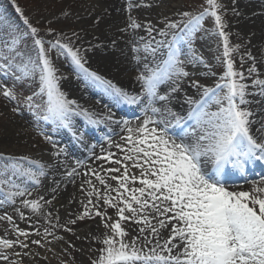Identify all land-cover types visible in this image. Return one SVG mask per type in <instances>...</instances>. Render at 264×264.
I'll return each mask as SVG.
<instances>
[{"label":"snow or ice","instance_id":"obj_1","mask_svg":"<svg viewBox=\"0 0 264 264\" xmlns=\"http://www.w3.org/2000/svg\"><path fill=\"white\" fill-rule=\"evenodd\" d=\"M150 6L145 0L139 3L127 0V25L120 29L127 32L143 27L149 35L147 41L139 38L145 53L154 56L159 48L167 49L166 58L151 66L145 63L136 75L139 92L129 93L90 70L81 49L75 47L71 39H79L78 33L73 32L69 37L62 31L48 28L41 35V30L16 7L25 29L10 28L9 38L0 48V73L5 79L12 76L17 82L28 81L29 86L35 82L38 86L21 101L15 86L10 88L0 80V95L16 105L11 109L13 112H19L22 103L37 122L67 129L78 141H83V132L75 128L77 116L84 117L91 126H121L120 134L109 128V134L103 137L109 147H101L100 155L92 153L95 145L89 147L95 161L100 163L96 167L89 166L83 173L85 178L78 189L81 199L75 201L73 195L69 200V204L77 202L81 210L69 212L68 215L75 218L69 219L67 224L98 218L97 234L89 233V236L101 247L90 249L97 253L95 258H90L91 264H264V171H254L258 164L264 166V116L257 121L260 110H252L249 105L253 101L248 99L254 95L264 98V78L258 70L257 57L251 49L241 54L244 45L230 43L231 34L226 30L228 24L224 19L228 9L221 0H205L197 11L178 13L179 20L165 18L164 27L159 29L151 21L141 25L131 15L133 8ZM231 11L239 15L235 6ZM208 17L214 22L212 29L204 28L203 22ZM154 31L164 39L151 38ZM199 31L220 37L222 52L216 59L224 71L212 87L196 80L191 82L201 95L198 100L186 97L189 105L186 115L168 107H156L157 101L166 102L171 93L179 91L180 82L190 75L185 63L205 65L209 68L205 75H215L192 47ZM26 37L32 39L35 57H24L16 51ZM115 43L114 40L113 46ZM181 45L188 48L187 60L181 59L184 54ZM131 50L137 53L140 49L133 44ZM52 51L56 52L57 59L68 61L77 78L103 88L118 104L138 108L142 121L136 117L137 123L133 126L127 119H114L110 110L97 118L96 113L69 99L61 89V81L67 76L60 74L54 65L49 55ZM17 57L22 62L18 63ZM133 59L139 62L141 58L134 55ZM165 82L171 87L161 95L159 88ZM210 104L216 105L215 111L209 110ZM257 122L260 127L253 133L252 126ZM113 135H119V139L114 140ZM44 139L53 145L55 158L66 155L67 149L58 147L50 136L45 135ZM0 159L9 161L0 168V195L3 196L0 207L17 205V199L23 198L14 211L21 221L28 222V229H23L12 215L7 212L0 215V221L8 222L16 237L8 238L9 229L0 236V262L22 264L19 258L29 255L23 250L29 248L27 241L32 235L63 239L55 236L49 227L41 233L33 216L43 217L51 228L62 227L68 232L73 229L59 223V209H54L59 181L53 180L54 187L45 193L49 199H45V195L29 199L32 191L42 186V178L47 175L45 169L51 165L27 156H5L4 153H0ZM21 161L36 167H24ZM80 164L78 161L77 165ZM80 175L75 168L66 173L69 178ZM233 176L240 178L239 185L229 183ZM22 177L32 182V190L17 183ZM71 182L75 184V179ZM243 184L250 187L236 190L243 189ZM50 208L55 215L48 210ZM21 209L29 210L31 215L26 216ZM109 209L113 210L111 215ZM31 243L44 246L40 239L31 240ZM17 247L20 252L14 251Z\"/></svg>","mask_w":264,"mask_h":264},{"label":"bare ground","instance_id":"obj_2","mask_svg":"<svg viewBox=\"0 0 264 264\" xmlns=\"http://www.w3.org/2000/svg\"><path fill=\"white\" fill-rule=\"evenodd\" d=\"M156 1L157 0H145V3L151 6L133 8L131 15L135 17L141 25L147 21H151L155 28H163L165 18L174 20L173 16L176 15V13H173L171 10H162L158 7ZM133 3H139V0H133ZM66 4V8L68 9L66 12L69 13L70 18H72L70 14L72 13V7L78 5L77 9L73 11L75 16L71 22L79 33V41H74L73 44L75 47L81 49L82 55L87 61L86 66L90 70L95 71L98 75L112 81L117 87L127 90L129 93L139 92L140 84L135 80L136 75L143 69L145 63L151 66L166 58L167 49L165 47L159 48L154 56L150 53H145L143 50V42H141L139 38L144 37L145 41H147L149 35L143 27L135 31L129 29L130 31L127 33L120 31V29L125 28L127 25V17L129 14L126 10L127 0H84L83 2L82 0H72L68 1ZM233 6L236 7L239 15H233L232 13L226 30L229 33L235 31L236 34H239L238 36L244 40L246 43L244 46L246 50L251 49L253 55L257 57V67L262 74L261 77L264 78V65L262 64V62H264V0H235V5L232 3L231 7ZM61 9V5H58L55 7L54 11H59ZM173 9L177 10L176 7H173ZM39 10L35 12L38 13ZM97 17H99V22H97ZM209 28H211V26L205 29ZM205 37L206 38L203 39V46L210 47L209 51L208 49H203L200 45L196 54L204 58L207 65L210 66L211 72H214L215 75H205V73L209 71V68L205 65L185 63V70L188 71L190 75L180 82L179 91L171 93L169 100L166 102L157 101L155 104L156 107H168L181 115H186L189 110L186 97H193L198 100L201 95L196 88L191 86V82L196 80L209 87H212L216 83L217 77L224 71L223 65L217 63L216 59L222 52V45L220 46V44H218L219 41L214 35H209L207 33ZM151 38L155 40L164 39L155 31L151 34ZM4 40L5 39L0 37V47L3 46ZM114 40L116 41L115 46L112 44ZM200 41L202 42V39ZM133 44L140 49L139 52H132L131 49ZM96 45L99 46L97 47ZM182 51L184 54L181 57L187 60L189 58L188 49L182 47ZM19 52L22 53L24 57H35V49L27 40L22 42V49ZM52 53L53 55L50 56L53 61H62L64 63L62 64L67 65L70 69V73L66 75V72H64L63 74L67 76V79L61 81L63 91L67 94L69 99L76 100L83 108L96 113L97 118L103 117V115L107 114L110 110L114 119H127L132 122L133 126L137 123L136 117L139 116L142 121L143 116L138 108L127 104H118L103 88L87 84L82 79L77 78L68 61L63 58L57 59L56 52L53 51ZM134 55L140 56L141 59L139 62L133 59ZM235 60L237 67L239 57L236 56ZM17 62H22L20 57H17ZM245 67H247V65H245ZM58 69L59 72H62L60 68ZM0 80L7 85V78L5 79L2 73H0ZM170 87L171 85L165 82L160 86L159 93L161 95L165 94ZM248 99L253 101V103L249 105L252 110H260L257 111L256 116L257 121H259L260 117L264 116V98H261L259 95H254L249 96ZM15 106L14 103H10L0 95V153H4L5 156L13 157L27 156L33 161L51 165V167H46L45 169L47 175L42 178V186L34 189L32 194L40 192V195H45L49 188L54 187L53 180L59 181L60 190L56 201H54V209H59L60 221L67 223L69 219L74 217L69 216V212L76 213L81 210L77 202L69 204V200L72 199L73 195H75V201L81 199V194L78 189L80 183L85 178L83 173L87 171L88 168L86 164H83V160L90 153L89 147L95 145V148H98L99 139H103L102 137H104V135L109 134V128H111L113 132L120 134L121 126L117 124L91 126L86 123L84 117L77 116L74 118L75 128L77 131L83 132V141H78L71 138L66 129L57 128L46 122L47 126L51 128L50 135H52V140L56 142L57 146L70 148L69 154L62 155L57 159L52 155L54 150L52 144L49 145L37 142L25 135V131L29 129L30 126L36 131L40 130V123L34 120L30 115H27L26 107L22 103L19 112H13L11 110ZM210 106V108H212L211 111L216 110V105L210 104ZM259 127L260 123H255L252 126L253 133H255L256 129ZM175 131L179 133L180 130L176 129ZM112 138L118 140L119 135H113ZM95 148L93 149L95 150ZM93 149L92 151H94ZM111 150L116 151L115 148ZM97 155H100L99 151H97ZM78 161L81 162L79 166L77 165ZM0 162H4V165L9 163V161L4 159H0ZM99 163V161L93 160L89 166L96 167ZM21 164L24 167H36L28 161H21ZM73 168L80 172L81 175L74 178L67 177L66 173L70 172ZM254 171L262 172L264 171V166L258 164ZM252 178H255V176ZM71 179H75V184L71 182ZM17 183L21 184V186L29 187L30 190L33 189L32 182L28 181L27 178H18ZM229 183L239 185L241 180L239 177L233 176L230 178ZM248 187H250L249 184H243V189L236 188V190H246ZM49 198L50 196L45 195V199ZM20 199L23 198L17 199V205L0 207V215L7 212L12 215L15 222L18 223L19 217L14 209L18 206ZM54 209L50 208L48 210L52 211L55 215ZM22 211L25 212L26 216L31 215L30 211L27 209H22ZM109 214L111 215L112 213L109 212ZM40 218L41 216H33L32 220L36 222ZM44 221L47 222L46 220ZM22 223L26 224V228L28 229V222L22 221ZM85 230L96 231L97 224L95 223L94 225H89L81 229V231ZM99 231L102 232L103 229L101 228Z\"/></svg>","mask_w":264,"mask_h":264},{"label":"rangeland","instance_id":"obj_3","mask_svg":"<svg viewBox=\"0 0 264 264\" xmlns=\"http://www.w3.org/2000/svg\"><path fill=\"white\" fill-rule=\"evenodd\" d=\"M68 1H72V0H0V37H2L5 40L8 39L10 28H16L20 31H23L25 29L20 13L16 11V7H19L23 11V16L28 17L30 22L41 30V35L45 34L46 29L53 28L57 31H62L65 34H67L69 37H71V34L73 32L78 33L76 31V27L73 26L71 22L75 16L73 14V11L77 9L78 5H75L72 7L73 8L72 13H70L72 18H70L69 13L67 15H64L66 10L68 11V9L66 8V5H67L66 3ZM83 1L84 0H82V2ZM221 2L228 9L227 13L224 16V19L227 21V24H228V22L230 21L232 17L231 5L233 2L232 0H221ZM156 4L162 10H171L173 11V13H176V15L173 16V19L179 20L180 16L178 15V13L183 12V11H197L200 9L201 5L205 4V0H157ZM58 5H61L62 9L59 11H54L55 7ZM173 7H176L177 10L173 9ZM36 10H39V12L36 13L35 12ZM203 24H204V28L211 26V28L209 29H212L214 26V22L212 18L210 17L206 18ZM129 31L130 30H128L127 32ZM230 34H231L230 35L231 44H241L245 46L246 43L244 42L243 39H241V37H239L236 34L235 31H233ZM205 36H207V33L205 31H199L195 34L193 42H192V47L195 49V52H197L200 45L203 49L205 50L208 49L209 51L210 47H207L205 45L203 46V42H204L203 39L206 38ZM216 37L219 41L218 44H220L221 46L222 44H221L220 37L218 36ZM45 38L51 39V37H48V36H46ZM71 39H72V42L79 41V39L75 37H71ZM201 39H202V42L200 41ZM24 40L29 41L30 45L34 48L31 37H26L17 46L16 48L17 52L21 51L22 42ZM2 47L3 46H1L0 48ZM45 47L47 48L48 46L45 45ZM181 47H183L184 49H188L186 45H182ZM245 51H247L246 47H242L240 49L241 53H244ZM52 52H50L49 55H53ZM35 55H36V51H35ZM181 59L183 58L181 57ZM53 62L57 68H60L62 70V72H59L60 74H64V72H66L65 74L67 75L68 73H70V69L67 67V65H63L64 63L62 61L54 60ZM262 64L264 65V62H262ZM246 65L248 66V64ZM239 67H240V63L238 60L237 68L239 69ZM16 74L19 75V73H16ZM7 86L10 88L15 86V91L17 93L18 99L22 101L23 96L30 95L33 91H36L38 85L35 82H31V86H29L28 81L17 82L12 78V76H9L7 78ZM61 89L63 91L62 86H61ZM21 92L23 93V95H21ZM36 102L40 103L39 100H37ZM26 113L27 115H30L32 118H34V116L31 114V112H29L27 108H26ZM34 120L36 119L34 118ZM38 123H40V126H41L40 130L36 131L30 126L29 129L25 131V135L29 136L30 138H32L33 140L37 142L50 145L51 143L47 142L44 139L45 135L50 136L52 138V135H50V128L46 126L44 121H39ZM41 132H43L44 135H41L40 134ZM99 141H100L98 142L99 147L95 148V150L93 149L94 151H92V153H94L95 155H97V151H99V154L101 153V147L105 149L108 148L107 141L105 140L103 141L99 140ZM92 153H89L87 158H84L83 160V164H86L88 167L90 163H92L93 160H95L94 155ZM3 163L4 162H0V168L3 167L4 165ZM38 195H40V192H35L32 194L31 197H29V199L36 198ZM2 198L3 196L0 195V199ZM109 212L112 213L113 210L109 209ZM71 219H74V217ZM44 220L45 219L43 217H41L38 220L37 228L40 230V232L43 233L44 228L49 227V230L54 232L55 236L57 237L62 236L63 239L56 240L53 238V236H48L45 239L42 236L32 235L27 241L29 243V248L23 250L24 252H28L29 255H22L19 258L22 264H91L90 258H95L97 253L94 251H90V249L99 248L101 247V245L98 244L96 241L92 240L91 237L89 236V233H92V235H96L97 230L96 231H86V230L81 231V229L89 225H94L95 223L97 224L98 218L97 220L86 218L85 220L77 221V223L74 225H70V224H67L66 222L59 221L60 224L65 225L68 228H72L73 229L72 232H68L65 230V228H62V227L51 228L48 222H45ZM52 223L53 224L56 223L55 219L52 220ZM17 225L20 228L27 229L26 228L27 225L23 224L20 219L18 220ZM5 229H9L8 238H11V239L16 238L15 235L12 233L8 222L0 221V236H3L5 234L4 233ZM77 237H79V239H77ZM34 239H40L41 243L44 246L40 247L38 245L32 244L31 240H34ZM70 245H74V247ZM14 251L20 252L21 249L17 247L16 249H14ZM10 259H17V258L10 257ZM0 264H3V262H0Z\"/></svg>","mask_w":264,"mask_h":264}]
</instances>
